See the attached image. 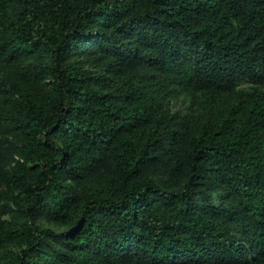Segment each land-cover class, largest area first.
I'll return each mask as SVG.
<instances>
[{
	"label": "trees",
	"instance_id": "1",
	"mask_svg": "<svg viewBox=\"0 0 264 264\" xmlns=\"http://www.w3.org/2000/svg\"><path fill=\"white\" fill-rule=\"evenodd\" d=\"M0 264H264V0H0Z\"/></svg>",
	"mask_w": 264,
	"mask_h": 264
},
{
	"label": "rangeland",
	"instance_id": "2",
	"mask_svg": "<svg viewBox=\"0 0 264 264\" xmlns=\"http://www.w3.org/2000/svg\"><path fill=\"white\" fill-rule=\"evenodd\" d=\"M167 104L172 112H176L181 115L189 112H194L198 109L197 105L192 102L190 97L181 91H177L172 96L168 97ZM52 227L56 230L61 229V227Z\"/></svg>",
	"mask_w": 264,
	"mask_h": 264
}]
</instances>
